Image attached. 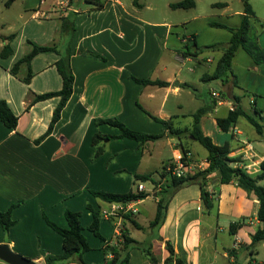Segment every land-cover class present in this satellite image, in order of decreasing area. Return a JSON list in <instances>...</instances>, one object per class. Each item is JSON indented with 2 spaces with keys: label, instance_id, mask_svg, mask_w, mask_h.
Listing matches in <instances>:
<instances>
[{
  "label": "crops",
  "instance_id": "0c3cea01",
  "mask_svg": "<svg viewBox=\"0 0 264 264\" xmlns=\"http://www.w3.org/2000/svg\"><path fill=\"white\" fill-rule=\"evenodd\" d=\"M30 1L24 0L27 6ZM36 1L19 15V26L11 32L4 31V24L0 28V56L5 47L12 50L7 57H0V100L18 117L14 129L0 119V211L7 212L18 203L12 209L14 224L9 230L5 232L0 224V245L8 244L14 252L46 264L47 256L63 254V241L45 218L67 228L65 213L69 210L80 213L83 235L90 246L81 256L85 264H105L110 258L106 247L118 245L124 231L135 241L128 264H177V259L182 264H264L260 257L264 242L252 241L261 226L257 197L235 182L222 184L218 172L210 174L205 182L212 203L209 208L203 202L199 183L171 187L172 175L167 167L182 151L178 140L151 118L170 121L175 129L185 130L182 136L189 149L185 172L196 173L208 167V152L205 149L207 153L200 155L195 151L197 141L189 137V132L193 114L209 106L200 121L203 133L217 145L230 143V157L239 158L238 166L256 176L264 161V65H257L239 47L231 71L205 82L203 77L215 72L230 41L231 33L226 29L228 40L208 43L216 46L207 48L206 55L195 33H173L172 23L145 19L120 0H107L102 9L86 0V6L80 5L79 0L66 12L52 11L47 0ZM252 8V23L264 47L260 36L264 21ZM243 11H235L233 17L238 20L234 27L240 25ZM69 12H73L74 25L70 37L62 29ZM196 20L197 16L192 19ZM189 41L194 42L193 49ZM34 46L54 47L59 52L39 53L30 64L21 62L14 73L15 64ZM66 53L74 77L73 90L60 119L46 135L60 97L35 99L62 89L56 62ZM30 72L32 78L26 83ZM136 79L160 80L167 85L141 84ZM237 105L259 121L262 133L244 117L229 132L218 127L217 118H225ZM255 108L262 113H255ZM98 119H117L134 131L162 137L144 143L115 138L119 129L96 125ZM227 133H232L235 145ZM166 147L172 155L161 163ZM136 175H149L150 179L137 180ZM261 182L264 180L260 181L264 185ZM147 183L151 189L144 185ZM138 184H143L142 192L148 194L141 200L108 203L91 194L137 193ZM164 194V222L152 227ZM88 205L100 213L99 229L105 241L89 229L93 214ZM237 221L241 226L231 234L230 225ZM0 264L8 263L0 259ZM65 264L80 261L74 256Z\"/></svg>",
  "mask_w": 264,
  "mask_h": 264
},
{
  "label": "trees",
  "instance_id": "16d2710c",
  "mask_svg": "<svg viewBox=\"0 0 264 264\" xmlns=\"http://www.w3.org/2000/svg\"><path fill=\"white\" fill-rule=\"evenodd\" d=\"M12 0H8L7 4H9ZM87 3L93 5L96 9H102L107 0H86ZM244 4L243 15L241 16V22L238 27H230L227 24L210 20L208 23L211 27L226 29L231 33V38L229 43L227 44L222 57L219 59L216 70L212 75H206L203 77V81H211L214 79H219L226 76L231 71V65L233 57L239 47H242L245 52L252 58V60L257 65H264V47L259 44L258 36L256 30L252 23V18L255 16L251 0H242ZM196 6V0H182L180 2L171 4L170 7L172 9H192ZM215 7H226V3H217L214 4ZM71 13V15H70ZM73 12H69L63 18L62 29L64 34H68L70 37L73 30V20H72ZM216 45H210L206 48H213ZM12 50L10 47H5V49L1 52V58L7 57L11 54ZM45 52H59L57 48L52 47H40L34 46L32 52L18 61L13 67V72L16 73L21 62H26L30 64L31 60L34 56L39 53ZM183 55H186L183 53ZM56 67L59 74L63 80V86L60 91L50 92L46 94H42L36 97L35 101H43L50 99L52 97H60V103L56 107L53 118L51 120L49 129L46 133L48 135L57 121L60 119L61 111L68 99L70 98L73 90V81L74 77L72 74V70L70 67L69 55L66 53L61 56V58L56 62ZM32 78V73L30 72L28 76L25 78V82L29 83ZM141 84H154L159 86L167 85L166 82L160 80H150V79H136ZM237 102H239L240 98H236ZM210 110L209 106H204L197 110L193 114V125L192 129L189 132V137H192L194 141L199 142L208 152L207 161L209 163L208 167L204 170L198 171L196 173H187L184 176L177 177L171 176V187L179 188L185 184L190 182H197L201 187V197L203 199L204 204L209 208L212 206L209 193L205 190V182L207 177L213 172L219 173L220 182L222 184H229L231 182H235L238 187L244 189L249 194H253L259 200V211H258V219L261 223V226L257 229L255 234L252 237L253 243L264 242V185L260 184V181L264 180V161L261 163V172L253 176L246 172L244 169L240 168L237 163L240 162L239 158L230 157V153L232 152V148L230 143L226 142L223 145H217L213 142L212 138L205 135L201 129L200 121L203 115H205ZM254 112L257 114H261L262 111L257 108L254 109ZM151 116V115H150ZM240 117L246 118L251 125L254 126L258 133H262V125L259 123L255 117L248 115L239 105L235 106L233 110L229 111L228 115L225 118H217V125L223 132H229L233 129L235 124L237 123ZM151 118L159 123H161L165 130L168 131L169 135L175 139H177L178 147H180L183 159L185 160L187 154L189 153V149L186 147V143L183 140V133L185 130L175 129L170 121L162 120L160 118L151 116ZM0 119L3 124L9 128L14 129L17 126L18 117L11 110L8 104L4 100H0ZM261 119L264 120V117ZM106 124L111 127H115L119 129L120 133L115 138H127L131 140L138 141L140 143H144L150 140H157L162 137V135H153L146 134L138 131H134L123 123L118 121L117 119H98L96 120V125ZM98 136L95 135L93 138V142L96 143ZM100 150H97V154ZM137 180L147 181L150 179L149 175H136ZM169 192V190H165L164 193ZM91 194L94 197L100 198L101 200L108 203H124L133 200H141L148 196L145 192H137V193H125V194H113L104 191H91ZM166 195H163V198L159 200L157 205V212L155 219L151 222V226H160L165 219V212L167 209V201ZM165 197V198H164ZM18 203L12 205L10 210L7 212L0 211V224L5 232L9 230V228L14 224V220L12 218V209L16 207ZM88 209L93 214V221L89 227L90 231L102 241H105V238L100 233V213L98 210L93 208L91 205L87 206ZM65 218L68 223L67 228H61L57 226L55 223L50 221L48 218L46 222L51 226L55 231H57L62 236L63 241V254L60 256H47L45 259L46 264H65L71 260L74 256H78L80 264H85L81 259L83 253L90 250V246L83 235V226L80 221V213L73 212L67 210L65 213ZM137 227H140L136 222H133ZM241 226V222L237 221L231 223L230 225V233H236L237 229ZM141 228V227H140ZM122 240L118 242V245H108L106 250L110 258H107L105 264H128L129 261V250L130 247L135 241L129 237L128 233L124 231L122 233ZM113 248V251L110 249ZM168 251L171 255L174 254V250L170 243H167ZM177 264H182L180 259L176 260ZM251 264V263H249Z\"/></svg>",
  "mask_w": 264,
  "mask_h": 264
},
{
  "label": "rangeland",
  "instance_id": "374dc122",
  "mask_svg": "<svg viewBox=\"0 0 264 264\" xmlns=\"http://www.w3.org/2000/svg\"><path fill=\"white\" fill-rule=\"evenodd\" d=\"M52 0H47L46 3L51 4ZM125 6L139 11L141 17L145 19H152L156 21H167L173 25V33H181V35H190L195 33L197 35V43L200 50L208 54L207 44L216 41L228 40L229 33L223 29L212 28L208 25V21H221L229 26L234 27L237 24V17H233L235 11L244 8L242 0H196V6L193 9H172L171 4L180 2L182 0H120ZM8 0H0V28L4 24V31L11 32L15 27L19 26V15L24 14L28 7L35 6L36 0H31L30 5L27 6L24 0H15L7 4ZM226 3L227 7H215L214 4ZM47 5V4H46ZM80 5L86 6L85 0L80 2ZM251 5L254 6L258 18L264 21V0H251ZM197 16L196 21L192 19ZM195 31V32H193ZM264 42V32L260 35ZM205 45V46H204ZM190 49L194 48V42L189 41ZM212 66V65H211ZM208 67L206 66V70ZM218 98V97H217ZM222 96L220 95L219 99ZM229 141L235 145L232 133L226 134ZM195 151L200 155L206 152L205 148L198 142L194 145ZM171 150L166 147L161 155V163H164L171 157ZM159 164L162 166V164ZM160 170V169H159ZM264 184V182H261ZM151 189V184H144ZM261 259H264V249L262 248Z\"/></svg>",
  "mask_w": 264,
  "mask_h": 264
},
{
  "label": "built area",
  "instance_id": "2783aa9c",
  "mask_svg": "<svg viewBox=\"0 0 264 264\" xmlns=\"http://www.w3.org/2000/svg\"><path fill=\"white\" fill-rule=\"evenodd\" d=\"M74 5V0H52V11H69ZM186 160L183 159V154L176 157L174 161L167 167V172L172 176L181 177L187 174L185 172ZM137 190L142 192L144 190L143 184H138ZM135 211V210H134Z\"/></svg>",
  "mask_w": 264,
  "mask_h": 264
},
{
  "label": "water",
  "instance_id": "95a60500",
  "mask_svg": "<svg viewBox=\"0 0 264 264\" xmlns=\"http://www.w3.org/2000/svg\"><path fill=\"white\" fill-rule=\"evenodd\" d=\"M78 3L79 0H74ZM0 259L8 264H38L33 260L14 252L8 244L0 245Z\"/></svg>",
  "mask_w": 264,
  "mask_h": 264
}]
</instances>
